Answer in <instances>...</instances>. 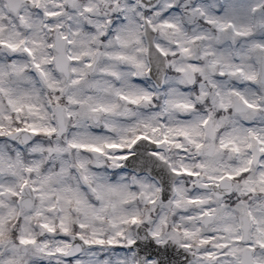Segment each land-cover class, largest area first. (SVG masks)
<instances>
[{"label":"snow or ice","instance_id":"obj_1","mask_svg":"<svg viewBox=\"0 0 264 264\" xmlns=\"http://www.w3.org/2000/svg\"><path fill=\"white\" fill-rule=\"evenodd\" d=\"M0 264H264V0H0Z\"/></svg>","mask_w":264,"mask_h":264}]
</instances>
